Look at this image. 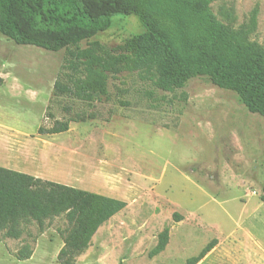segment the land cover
Instances as JSON below:
<instances>
[{
  "label": "rangeland",
  "instance_id": "obj_1",
  "mask_svg": "<svg viewBox=\"0 0 264 264\" xmlns=\"http://www.w3.org/2000/svg\"><path fill=\"white\" fill-rule=\"evenodd\" d=\"M212 13L264 50V0H216ZM256 10L254 27H249ZM144 28L115 15L105 32L79 45L116 48ZM106 62V96L76 95L82 67L64 50L19 46L0 34V167L125 203L98 228L73 264H186L215 239L202 264H264V118L231 91L196 77L180 90H157L151 77ZM111 54V55H110ZM55 83L67 92L55 90ZM76 115L66 132L38 134ZM169 229L165 249L151 255ZM63 215L0 233V264H60ZM30 252L19 260L23 249Z\"/></svg>",
  "mask_w": 264,
  "mask_h": 264
},
{
  "label": "trees",
  "instance_id": "obj_2",
  "mask_svg": "<svg viewBox=\"0 0 264 264\" xmlns=\"http://www.w3.org/2000/svg\"><path fill=\"white\" fill-rule=\"evenodd\" d=\"M216 0H0V34L19 46H32L49 52L64 50L70 59L67 68L82 67L83 80L76 95L106 96L107 64L96 56L115 53L116 63L133 65L151 77L157 90H180L196 77H206L215 87L235 93L252 114L264 118V50L248 42L244 29L234 30L212 13ZM257 11L250 17L254 27ZM115 15L136 16L144 28L140 35L125 39L106 51L98 42L88 49L79 45L105 32ZM111 55V54H110ZM59 93L67 88L55 83ZM69 91V90H68ZM84 121L76 115L56 121L38 134L66 132L69 123ZM125 207L123 201L70 186L43 181L0 167V233L19 237V226L64 216L67 228L57 259L73 264L105 222ZM169 229L158 234L151 255L162 252ZM215 239L186 261L198 264L215 246ZM25 248L19 260H26Z\"/></svg>",
  "mask_w": 264,
  "mask_h": 264
},
{
  "label": "crops",
  "instance_id": "obj_3",
  "mask_svg": "<svg viewBox=\"0 0 264 264\" xmlns=\"http://www.w3.org/2000/svg\"><path fill=\"white\" fill-rule=\"evenodd\" d=\"M224 243L219 242L198 264H202L207 258L220 251Z\"/></svg>",
  "mask_w": 264,
  "mask_h": 264
}]
</instances>
